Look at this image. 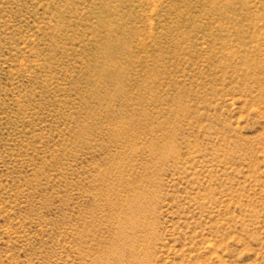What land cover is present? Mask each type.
Masks as SVG:
<instances>
[{
    "label": "rangeland",
    "instance_id": "rangeland-1",
    "mask_svg": "<svg viewBox=\"0 0 264 264\" xmlns=\"http://www.w3.org/2000/svg\"><path fill=\"white\" fill-rule=\"evenodd\" d=\"M0 264H264V0H0Z\"/></svg>",
    "mask_w": 264,
    "mask_h": 264
}]
</instances>
